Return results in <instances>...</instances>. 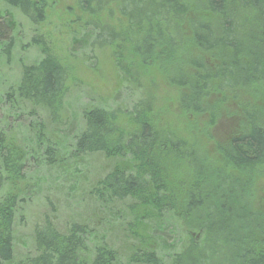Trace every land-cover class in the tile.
<instances>
[{"label":"trees","instance_id":"1","mask_svg":"<svg viewBox=\"0 0 264 264\" xmlns=\"http://www.w3.org/2000/svg\"><path fill=\"white\" fill-rule=\"evenodd\" d=\"M0 2L30 25L49 8L45 0ZM72 2L84 17L78 23L94 33L90 50L110 51L120 85L137 99L128 109L85 108L68 160L60 158L53 138L61 141L67 125L73 71L42 38L30 39L40 58L20 65L0 94L8 118L29 119L22 137H13L16 126L0 130V264H264V0ZM18 31L10 13H0V68L10 63ZM158 94L171 110L157 109ZM220 121L231 125L228 133L209 132ZM92 155L115 165L91 197L108 213L119 212L124 233L137 238L144 228L139 249L123 262L87 226L61 232L44 219L34 228L32 254L16 259L13 224L26 203L29 163L61 171ZM168 221L180 241L165 252L158 231Z\"/></svg>","mask_w":264,"mask_h":264},{"label":"rangeland","instance_id":"2","mask_svg":"<svg viewBox=\"0 0 264 264\" xmlns=\"http://www.w3.org/2000/svg\"><path fill=\"white\" fill-rule=\"evenodd\" d=\"M45 1L49 4V8L46 10L44 20L36 25L28 24L16 10H11L0 2V13L9 12L13 24H18L19 28L10 63L0 68V80L2 81L0 94L4 86L13 85V81L18 78L20 65H30L40 58L39 47L28 45L32 37L42 38L60 58L67 59L64 62L73 71L71 75L73 79L68 84L64 102V120L67 125L61 133V141L56 137L53 141H56L57 148L62 150L59 157H66L68 160L69 149L72 145L71 136L82 128L80 113L85 108L99 105L105 108L118 106L128 109L137 99V94L135 95L131 89H124L123 85H120L119 76L108 49L104 52L90 50L94 33L89 27H83V24L78 23V20H84V17L77 11L72 0ZM110 24H114L115 28L120 26L117 21H110ZM125 25L123 24V27H127ZM81 28L83 29L80 30ZM124 29L128 30V28ZM122 31L125 30H120V34L129 38L123 35ZM83 33L88 34L85 40L80 39L84 38ZM73 38L79 40L73 42ZM166 102L168 99L158 94L157 109L170 107V104ZM5 112L6 108L3 103H0V130H13L16 126L17 129L12 133L13 137L24 136L25 126L29 119L23 118L22 121L16 122V119L8 118ZM230 127L228 122L220 121L209 132L222 129L226 134L231 129ZM198 140H201L200 137ZM203 144L205 143L199 142V145ZM68 162L72 165L66 162V166H63L61 171L38 167L33 161L29 163L28 189L24 190L25 196H23L26 203L15 215L13 224L15 258L21 259L25 255L32 254L34 228L41 225L44 219H48L61 232L74 223L87 226L97 238L106 237L109 246L118 252L124 262L129 254L139 249L138 242L146 236V231L144 233V228L140 227L137 238L124 233L125 227L120 225V221L115 220L117 216H114L119 212L112 210L108 213L106 208L97 205L91 197L93 186H96L101 178L112 169L115 161L108 160L101 155H92L85 157L82 161L70 160ZM186 175L188 177V174ZM193 175L194 178L201 176L196 170ZM259 183L263 184L264 178ZM0 185L2 193L4 184L0 182ZM117 211H121V208L117 207ZM200 216L202 217L201 214ZM158 236L160 238L157 242L158 246L165 252L175 250L180 241L178 228L171 221H168L161 231H158ZM212 246L213 238L207 243L206 252H209ZM218 260L221 261V259ZM218 260L213 259L204 264H218Z\"/></svg>","mask_w":264,"mask_h":264}]
</instances>
